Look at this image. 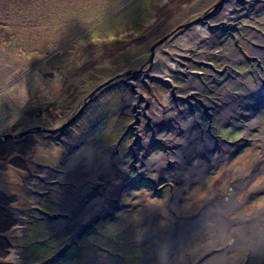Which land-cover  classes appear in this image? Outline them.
I'll return each mask as SVG.
<instances>
[{"label": "rangeland", "instance_id": "374dc122", "mask_svg": "<svg viewBox=\"0 0 264 264\" xmlns=\"http://www.w3.org/2000/svg\"><path fill=\"white\" fill-rule=\"evenodd\" d=\"M11 1L0 0V264H170L183 253L153 248L229 179L238 213L263 207L264 160L247 167L264 149V0ZM87 149L122 155L110 195L100 182L73 198L85 168L70 165ZM215 249L182 264H243Z\"/></svg>", "mask_w": 264, "mask_h": 264}, {"label": "bare ground", "instance_id": "6f19581e", "mask_svg": "<svg viewBox=\"0 0 264 264\" xmlns=\"http://www.w3.org/2000/svg\"><path fill=\"white\" fill-rule=\"evenodd\" d=\"M165 47L166 46H163L159 49V53L156 56L158 62L162 63L166 60V58L161 55V52L166 49ZM164 75L168 76L169 74H166L164 72ZM253 88H257L258 91H263V89H258V86H254ZM141 93L143 94L144 92L141 91ZM134 100L137 101L136 98ZM105 151L104 149H87V151L82 150V152H80V154H78V156H76V158L73 160L70 166H72L74 169L78 170L80 168H85L84 174L75 172L73 176V180H76L77 182V193L73 196V198L78 199L80 197L79 194H82L84 190H88L86 188L100 182L102 184H105V196L107 194L110 195L112 190L109 187L108 183L114 182L116 180L118 181L120 177L122 178L124 176V173L128 172H125L124 168L122 167V155L111 156L109 155V153H107V151ZM175 153L176 152H174V154ZM162 158L163 157L159 155L154 157L153 159L156 171L160 170L167 160V158H164L162 161ZM171 158L174 159L173 156H171ZM263 160L264 149L262 150V156H259L257 161H252L251 164L247 167V171L255 166H258L260 164L259 162ZM244 171L245 170L239 173V178H246L243 177ZM171 173L172 177H175L177 181L181 180V173L178 172L177 169H175V171ZM42 175L49 176V173H47V171L45 170L43 171ZM83 181H86V185L82 183ZM228 181L231 185H229V187H227V189H225L224 191L220 190L219 188L215 189L216 194L219 195L214 196V194H211L208 197L201 199L199 201L203 203L201 206L200 204L196 205V203H194V206L191 207V210H195L200 206L204 208L203 210H200L201 213H192L187 215L185 217L187 221L184 220L186 221V223L184 225L182 224L186 227V229L180 231L177 236H171L167 243H159L157 248H153V255L157 256L160 259L170 260V256L178 253L180 255L182 252L183 254H181L182 256H179L178 260L172 261L170 263L182 264L186 262V259L188 257L186 256L187 253L189 254L194 251L198 253L204 252L209 248H216L215 250H219V252H225L231 249L232 252L236 253V256L242 259L241 261H243V264H264V212H260L264 209V203L263 207L255 211V213H249V215L245 213H238L237 202L239 201L236 198L234 199L232 197L234 196V188L237 185V183H234L236 179H234V181H232V179H229ZM29 184L33 185L34 183ZM263 184L264 181H262V186ZM258 188L259 186L254 187L252 194ZM247 191L250 192L251 189ZM252 194L248 193L247 195ZM69 195L70 194L66 193L62 194L66 203L72 201ZM59 196L61 198L60 193ZM77 199H75V201H77ZM92 206H94V203L89 205L88 208L91 209ZM94 208H96V206H94ZM261 213H263L262 216ZM146 216L147 214H145L143 217L146 218ZM22 218H24V216L21 217V220L23 221ZM140 219L141 214H139V216L137 217L136 222H140ZM22 221H20L19 223H22ZM14 232L16 233L17 231L14 230ZM12 234L13 232L8 234L7 237L11 238ZM174 238L176 239L174 240ZM163 248H165V250H163ZM239 251H241V253H239ZM11 260H17L16 253ZM210 264L237 263L230 259L222 261L217 259L211 261Z\"/></svg>", "mask_w": 264, "mask_h": 264}, {"label": "trees", "instance_id": "16d2710c", "mask_svg": "<svg viewBox=\"0 0 264 264\" xmlns=\"http://www.w3.org/2000/svg\"><path fill=\"white\" fill-rule=\"evenodd\" d=\"M14 3H17L16 0H12V1H11V4H14ZM0 196H2V195L0 194ZM9 224H11V223H9ZM0 225H1V224H0ZM7 226H8V225H6L5 227L7 228ZM0 227H3V226H0ZM5 227L1 228V229H0V232H3V231L6 229ZM4 246H5V245H2L1 247L4 248Z\"/></svg>", "mask_w": 264, "mask_h": 264}, {"label": "water", "instance_id": "95a60500", "mask_svg": "<svg viewBox=\"0 0 264 264\" xmlns=\"http://www.w3.org/2000/svg\"><path fill=\"white\" fill-rule=\"evenodd\" d=\"M186 26H187V25H186ZM160 42H162V41H160ZM159 44H160V43H159ZM92 94H93V93H92ZM92 94H91V95H92ZM23 135H24V133H23ZM20 136H21V135H20ZM15 137H16V136H15Z\"/></svg>", "mask_w": 264, "mask_h": 264}, {"label": "flooded vegetation", "instance_id": "af4514ba", "mask_svg": "<svg viewBox=\"0 0 264 264\" xmlns=\"http://www.w3.org/2000/svg\"><path fill=\"white\" fill-rule=\"evenodd\" d=\"M12 129H13V128H12ZM12 129H11V130H12Z\"/></svg>", "mask_w": 264, "mask_h": 264}]
</instances>
